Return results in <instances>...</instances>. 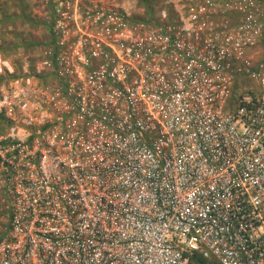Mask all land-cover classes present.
<instances>
[{"label": "built area", "instance_id": "built-area-1", "mask_svg": "<svg viewBox=\"0 0 264 264\" xmlns=\"http://www.w3.org/2000/svg\"><path fill=\"white\" fill-rule=\"evenodd\" d=\"M43 23L31 67L0 57V264H264V0Z\"/></svg>", "mask_w": 264, "mask_h": 264}, {"label": "rangeland", "instance_id": "rangeland-1", "mask_svg": "<svg viewBox=\"0 0 264 264\" xmlns=\"http://www.w3.org/2000/svg\"><path fill=\"white\" fill-rule=\"evenodd\" d=\"M106 1L121 7L137 20L154 17L161 3V0ZM44 11L45 0H0V57L9 62L14 73L20 72L25 65L31 67L48 46L49 33L43 23ZM263 56L264 40L255 50V61H260ZM243 86L256 90L255 84L249 80H245ZM6 224L7 206L0 193V236Z\"/></svg>", "mask_w": 264, "mask_h": 264}, {"label": "trees", "instance_id": "trees-1", "mask_svg": "<svg viewBox=\"0 0 264 264\" xmlns=\"http://www.w3.org/2000/svg\"><path fill=\"white\" fill-rule=\"evenodd\" d=\"M194 262L197 263V264H198V263H201V264L203 263V262L200 261V259H199L198 257H196V256L194 257Z\"/></svg>", "mask_w": 264, "mask_h": 264}]
</instances>
